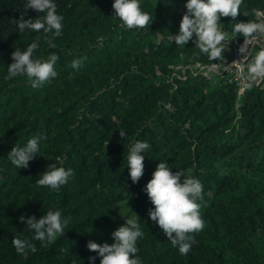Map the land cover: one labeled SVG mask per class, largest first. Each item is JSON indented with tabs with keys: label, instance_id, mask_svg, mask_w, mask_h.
<instances>
[{
	"label": "trees",
	"instance_id": "16d2710c",
	"mask_svg": "<svg viewBox=\"0 0 264 264\" xmlns=\"http://www.w3.org/2000/svg\"><path fill=\"white\" fill-rule=\"evenodd\" d=\"M56 3L64 27L49 49L42 30L18 33L16 20L41 13L24 0H0V264H91V256L100 264L87 242H113L112 231L134 211L145 232L136 254L143 264H264V90L238 97L232 84L186 68L216 59L196 55L191 40L175 43L185 0H142L153 22L139 29L121 27L113 0ZM253 7L264 8V0H243L241 11ZM254 18L240 12L221 20L241 43L234 23ZM37 36L34 55L58 53V75L40 87L24 76L5 79L11 53ZM38 133L47 136L39 155L18 168L8 153ZM137 139L151 147L133 183L127 152ZM57 157L73 169L58 191L36 183L49 164L59 165ZM161 160L203 183L206 224L186 255L148 215L154 205L144 188ZM50 207L72 217L64 233L47 243L33 239L35 252L18 253L12 239L34 236L20 216L39 218Z\"/></svg>",
	"mask_w": 264,
	"mask_h": 264
},
{
	"label": "clouds",
	"instance_id": "9594fccd",
	"mask_svg": "<svg viewBox=\"0 0 264 264\" xmlns=\"http://www.w3.org/2000/svg\"><path fill=\"white\" fill-rule=\"evenodd\" d=\"M242 3L243 0H185L186 11L180 21L178 34H174L175 43L186 46L191 40L199 49L196 55L203 53L209 60H215L224 54L227 44L223 42L230 41L221 17L236 18L240 12L246 16L251 14L254 19L238 20L234 23L232 32L244 38L239 51L245 54L244 57H251L247 65L251 78L264 77V46L254 52H250L249 48V45L258 42L256 37L259 34H264V8L253 7L250 12L241 11ZM112 6L113 16L119 18L121 27L126 29L144 28L153 22L151 13L142 7V0H113ZM24 8L34 9L41 15L28 19L21 16L16 20L18 33L31 31L39 34L42 30V38L48 48H56L54 38L62 34L64 27V16L57 11L56 0H24ZM39 47L40 36H37L26 48H15L4 78L24 76L33 87H40L56 77L58 73L55 66L60 58L59 54L48 53L47 59L36 57L34 52ZM81 64L80 58L71 61L75 69H79ZM119 131L121 137L127 135L124 130ZM46 139L44 133L35 134L24 144H15L7 156L18 168H26L39 155L41 142ZM150 147L147 140L137 139L128 148L127 167L133 183L139 182L144 174L145 155ZM56 159L60 161L59 165L55 162L49 164L36 183L58 191L62 185L68 183L73 169L64 167L61 157ZM144 191L154 205L149 209V217L160 226L179 253L186 255L196 243L193 234L202 231L206 224L199 203L203 199L202 181L191 174L185 176L184 170L173 171L168 161L161 160ZM140 219L136 211L129 215L123 224L112 231L111 243L106 241L101 244L94 240L87 242L88 249L96 250L101 258L100 264H143L141 256L136 255L139 252L138 240L145 235ZM20 220L26 221L28 229L34 233L32 239L20 236L12 239L16 251L24 253L26 249L36 251L33 239L44 243L55 241L64 233L72 217L64 215V210L60 207H50L39 218L35 215H21ZM88 259L91 264H95L96 256Z\"/></svg>",
	"mask_w": 264,
	"mask_h": 264
},
{
	"label": "built area",
	"instance_id": "2783aa9c",
	"mask_svg": "<svg viewBox=\"0 0 264 264\" xmlns=\"http://www.w3.org/2000/svg\"><path fill=\"white\" fill-rule=\"evenodd\" d=\"M230 41L226 43L224 54L215 61L207 64H194L187 66L195 75H199L206 80H222L223 82L232 84L241 97L246 91L251 89L264 90V77L252 79L248 73V63L251 57H244L245 54L239 51L241 43H234L229 35ZM257 43L249 45L250 52L259 50L260 46H264V34L256 37ZM234 62H236L234 64Z\"/></svg>",
	"mask_w": 264,
	"mask_h": 264
}]
</instances>
